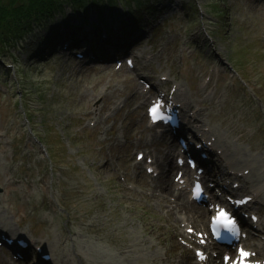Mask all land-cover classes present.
Instances as JSON below:
<instances>
[{
  "label": "rangeland",
  "instance_id": "rangeland-1",
  "mask_svg": "<svg viewBox=\"0 0 264 264\" xmlns=\"http://www.w3.org/2000/svg\"><path fill=\"white\" fill-rule=\"evenodd\" d=\"M125 1L87 0L81 5L64 1L52 16L33 22L16 39L12 34L7 38L12 55L0 53V92L3 85L12 84L0 94V220L11 231L25 230L48 248L54 247L55 256L63 260L59 264H97L91 247L87 252V242L104 248L100 256L110 257L112 250L135 240L142 258L128 260L130 264H168L170 259L165 260L155 247L163 243L174 253L180 246L178 222L170 226L166 222H174V211L167 207L170 200L143 192L152 198L135 196L130 201L132 191L125 187L135 181L149 190L133 160L132 147L160 139L145 126L135 78L122 67L114 70L113 61L86 64L72 58L69 50H53L62 23L81 19L115 33L122 29L130 40L124 47L133 45L144 53L161 47L141 72L153 75L168 67L170 76H177L188 91L192 106L199 107L201 121L211 123L219 133L226 132L223 114L236 113L232 128L241 131L227 137L226 151L228 146L238 151L241 163L256 154L263 160L252 161L264 164V0H141L146 10L131 7L134 2L127 7ZM133 29H137L133 35H142L136 42L129 37ZM195 36L200 49L216 57L220 70L225 69L220 80L224 94L217 104L213 99L218 91L210 98L195 91L198 70L212 62L182 47L189 42L194 47ZM47 43L50 47L43 48ZM137 60L142 66L141 57ZM116 97H123V105L108 121L101 140L96 128L87 124L90 108L98 106V113ZM118 119L123 121V138L115 134ZM108 152L113 153L112 164ZM111 165L126 169L124 183ZM44 195L55 198L61 211L49 207ZM259 207L264 213V206ZM72 247L87 252L80 262Z\"/></svg>",
  "mask_w": 264,
  "mask_h": 264
},
{
  "label": "trees",
  "instance_id": "trees-1",
  "mask_svg": "<svg viewBox=\"0 0 264 264\" xmlns=\"http://www.w3.org/2000/svg\"><path fill=\"white\" fill-rule=\"evenodd\" d=\"M10 0L8 3H4V0H0V53L13 54L8 50L7 40L9 36L14 35L15 39L28 31L33 22H41L44 18L52 16L57 10L63 6V2H70L75 5L84 4L86 0H16V3ZM114 0H108L110 4ZM94 2V1H93ZM135 4L131 7L138 10L143 7L141 0H126L125 3L130 6L129 3ZM96 3V1H95ZM145 9V8H144ZM4 36V39H2ZM6 47V48H5ZM7 50V52L5 51Z\"/></svg>",
  "mask_w": 264,
  "mask_h": 264
},
{
  "label": "bare ground",
  "instance_id": "bare-ground-1",
  "mask_svg": "<svg viewBox=\"0 0 264 264\" xmlns=\"http://www.w3.org/2000/svg\"><path fill=\"white\" fill-rule=\"evenodd\" d=\"M141 57H143L145 60H147L148 54H144ZM136 63H137V66H140L141 65V62H139V61H137ZM107 64H108V62H107ZM147 64H149V62ZM173 78H175V77H172V79L170 80V81H172L171 86L174 84V79ZM178 84L179 85H182V90H183V84H181V80L178 81ZM187 97L188 98H191L190 95H189V93H188V96ZM186 103H187L188 106L190 105L189 102H186ZM194 119H198V117L195 116ZM167 148H169L170 150H173L175 148V145L173 143L168 144ZM240 155H241V153H240ZM231 156H233L235 159H237L238 156H239V152L236 151V150H233V151H231ZM256 157H257V155L254 154L253 155L254 161L255 160H260V161L263 160L262 158H256ZM250 173L246 177V179H253L254 182H255V184L259 187L261 194L264 197V169L262 170V172H260V174L257 172L258 173V176H256V177H255V174L256 173L255 174H250ZM158 180H159V182H163L164 183V187L166 189H169V184L171 183V181H170V178H169V172L168 171L165 174L160 175L159 178H158ZM174 198H175V200L177 199L176 196H174ZM178 199H180V196H178ZM195 210L200 211L201 214H202V216L206 212V210L204 208H198V209L191 208L190 209V212H191V214H192L193 217H194ZM171 224H173V223L170 222L169 226ZM259 229H260L259 226H257L256 230H259ZM79 234H81V233H79ZM164 240L168 242V238H165ZM86 244H87V247H86L87 252L90 253L89 248L91 247L92 254L96 256V260L94 262L97 263V264H102V263H105V262L107 264H130V262L127 260V257L128 256L126 257V251H125L126 250V245L124 243L121 244L118 247V249L112 250L110 252V255H109L110 257H108V256H100L102 253H104V248L103 247H95V246L93 247L92 245H89L88 242ZM72 251H73V247H72ZM73 252H74V254L76 253L75 255L78 257V261L79 262H80L82 253H87L86 251L82 252L80 250H75V248H74V251ZM62 255L63 254L60 253L59 254V257L65 259L66 257H62ZM55 259L58 262H62L63 261V260L59 259L58 257L55 258ZM82 264H93V263H89L88 261H84Z\"/></svg>",
  "mask_w": 264,
  "mask_h": 264
},
{
  "label": "snow or ice",
  "instance_id": "snow-or-ice-1",
  "mask_svg": "<svg viewBox=\"0 0 264 264\" xmlns=\"http://www.w3.org/2000/svg\"><path fill=\"white\" fill-rule=\"evenodd\" d=\"M159 107V104H157L156 106H154L150 111L154 114L157 111V108ZM153 118L155 119V116H153ZM149 171H151V169H149ZM200 189L199 186H197V194H199ZM220 217H227V213L224 212L223 210H221V212L219 213V216L214 218V219H219ZM235 223V221L229 220L227 221V223L225 224L226 228H230L233 224ZM189 231H192V229H189ZM249 255L248 252L243 251V249L240 250V257L241 260H243L244 257H247ZM228 257L225 256V260H227Z\"/></svg>",
  "mask_w": 264,
  "mask_h": 264
}]
</instances>
